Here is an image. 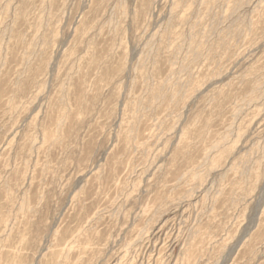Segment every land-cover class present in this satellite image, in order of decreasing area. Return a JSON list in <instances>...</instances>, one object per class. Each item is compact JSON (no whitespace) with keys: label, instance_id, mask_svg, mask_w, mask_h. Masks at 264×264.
I'll list each match as a JSON object with an SVG mask.
<instances>
[{"label":"rangeland","instance_id":"1","mask_svg":"<svg viewBox=\"0 0 264 264\" xmlns=\"http://www.w3.org/2000/svg\"><path fill=\"white\" fill-rule=\"evenodd\" d=\"M0 264H264V0H0Z\"/></svg>","mask_w":264,"mask_h":264},{"label":"bare ground","instance_id":"2","mask_svg":"<svg viewBox=\"0 0 264 264\" xmlns=\"http://www.w3.org/2000/svg\"><path fill=\"white\" fill-rule=\"evenodd\" d=\"M222 188V187H221ZM182 195V194H181ZM167 198V197H166ZM174 199V198H173ZM170 203V202H169ZM174 203V202H173ZM178 203V202H177ZM167 204V203H166ZM165 205V204H164ZM160 206H162V205H160ZM159 207V206H158ZM159 209H161V208H159ZM159 210H157V212H158ZM83 229V228H82ZM81 232V231H80ZM142 232V231H141ZM149 232V231H148ZM75 234V233H74ZM76 235V234H75ZM139 235H140V233H139ZM141 236H143V235H141ZM140 236V237H141ZM73 240H75V239H73ZM81 240V239H80ZM61 249V248H60ZM59 251V250H58ZM66 255H68V253L66 252L65 253ZM70 254V253H69ZM60 255V254H59ZM61 256V255H60ZM180 256V255H179ZM64 257H66L65 255H64ZM60 258V257H59ZM178 258V257H177ZM68 259V258H67ZM79 259V258H78ZM68 262V261H67Z\"/></svg>","mask_w":264,"mask_h":264}]
</instances>
